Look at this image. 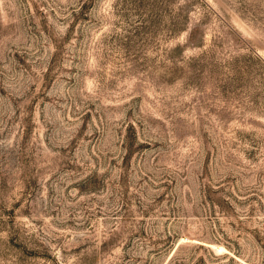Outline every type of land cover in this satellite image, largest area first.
<instances>
[{"label": "rangeland", "instance_id": "1", "mask_svg": "<svg viewBox=\"0 0 264 264\" xmlns=\"http://www.w3.org/2000/svg\"><path fill=\"white\" fill-rule=\"evenodd\" d=\"M0 264H264V0H0Z\"/></svg>", "mask_w": 264, "mask_h": 264}]
</instances>
